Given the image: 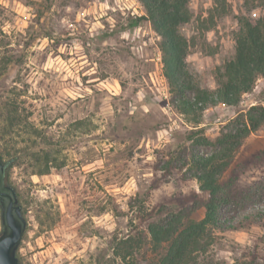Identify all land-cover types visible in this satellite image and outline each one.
<instances>
[{
	"label": "rangeland",
	"instance_id": "374dc122",
	"mask_svg": "<svg viewBox=\"0 0 264 264\" xmlns=\"http://www.w3.org/2000/svg\"><path fill=\"white\" fill-rule=\"evenodd\" d=\"M213 6L189 0L180 26L186 64L209 89L232 55L236 16L260 17L264 0H224L221 14ZM143 14L138 0H0V157L26 220L21 264H120L112 246L127 236L128 260L150 264L148 223L207 195L187 162L211 148L189 130L212 141L237 111L264 106L259 77L237 105L208 107L194 126L169 102L159 36L135 21ZM262 147L264 123L233 161ZM236 186L249 194L224 208L200 264H264V154Z\"/></svg>",
	"mask_w": 264,
	"mask_h": 264
},
{
	"label": "trees",
	"instance_id": "16d2710c",
	"mask_svg": "<svg viewBox=\"0 0 264 264\" xmlns=\"http://www.w3.org/2000/svg\"><path fill=\"white\" fill-rule=\"evenodd\" d=\"M138 1L144 14L135 21L147 20L159 36L161 71L168 86L169 102L194 126L201 122L204 109L218 103L237 105L242 94L250 92L256 80L264 76V14L258 18L243 13L236 16L232 55L216 67V87L209 89L194 79L185 61L188 41L180 26L191 17L189 0ZM213 3L217 13L225 12L224 0H213ZM262 123L264 106L252 104L244 111H237L212 141L203 134L201 126L189 130L187 139L195 138L197 143H208L211 148L209 152L190 153L187 162L199 189L207 195L203 199L194 197L178 209L165 208L161 216L148 223L147 232L154 251L150 264H200L198 253L211 243L212 229L224 225V208L249 194V189L237 187L236 181L264 154V147L240 160L233 161V155L242 140ZM170 159L169 156L167 164ZM226 170L227 176L222 178ZM200 207L203 216L193 217ZM131 242L130 236L114 239L113 253L119 257L120 264H135L128 260L133 257Z\"/></svg>",
	"mask_w": 264,
	"mask_h": 264
},
{
	"label": "water",
	"instance_id": "95a60500",
	"mask_svg": "<svg viewBox=\"0 0 264 264\" xmlns=\"http://www.w3.org/2000/svg\"><path fill=\"white\" fill-rule=\"evenodd\" d=\"M0 264H21L17 249L26 226L15 187L5 178V162L0 157Z\"/></svg>",
	"mask_w": 264,
	"mask_h": 264
},
{
	"label": "crops",
	"instance_id": "0c3cea01",
	"mask_svg": "<svg viewBox=\"0 0 264 264\" xmlns=\"http://www.w3.org/2000/svg\"><path fill=\"white\" fill-rule=\"evenodd\" d=\"M260 79H264V76H263V77H260L259 80H260ZM255 101H256V100H255Z\"/></svg>",
	"mask_w": 264,
	"mask_h": 264
}]
</instances>
